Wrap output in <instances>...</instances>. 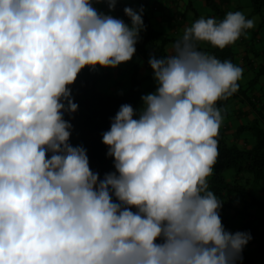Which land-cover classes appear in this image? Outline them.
<instances>
[{
  "label": "clouds",
  "instance_id": "9594fccd",
  "mask_svg": "<svg viewBox=\"0 0 264 264\" xmlns=\"http://www.w3.org/2000/svg\"><path fill=\"white\" fill-rule=\"evenodd\" d=\"M117 0H0V264H237L251 240L225 230L209 190L223 123L219 101L243 68L223 50L255 20L201 17L169 55H150L153 92L120 106L102 133L113 171L93 172L69 141L71 85L85 67L129 62L144 30L100 12Z\"/></svg>",
  "mask_w": 264,
  "mask_h": 264
},
{
  "label": "trees",
  "instance_id": "16d2710c",
  "mask_svg": "<svg viewBox=\"0 0 264 264\" xmlns=\"http://www.w3.org/2000/svg\"><path fill=\"white\" fill-rule=\"evenodd\" d=\"M202 1L209 9L213 10L216 19H223L225 12L216 0ZM250 2L253 13L261 14L264 11V0H250ZM138 6L139 9L143 8L144 10L142 19L145 27L135 45L136 50L143 57H148L152 49L156 47L165 54L166 47L169 44H174L178 39L155 27L154 11L157 7H154L153 11H146L144 9L145 4H142L140 0ZM118 7L119 14L124 19L128 18L123 13V9L128 6L120 5ZM187 7H192L191 0L188 1ZM212 55L221 61L230 60L235 64V53L230 46H226L223 50L214 48ZM253 55L254 58L261 56L262 62L257 68H252L253 76L247 81L246 87L238 81V91L228 100L217 103V107L223 110V122L228 115L229 104L235 100H241L248 104L257 114V118L250 125H242L238 129L239 133L247 131L252 134L254 140L252 148H240L231 144L222 125L219 129L217 137L219 156L211 175L212 191L217 198L230 189L238 192L239 195L244 193L242 186L231 184L223 177L222 174L226 170H236L237 174L247 173L251 176L250 180L254 184L264 181V107L259 106L260 96L256 95V92H259L256 87L264 77V50L258 53L255 51ZM138 68V65L132 67L129 86L122 93L108 94L100 89L101 84L111 79V75L100 71L98 67L95 70H90L87 67L82 69L74 84L70 86L73 101L78 105V110L71 115L65 114L64 116V119L72 124L69 142L73 146L82 145L87 150L90 167L93 172H98L101 178L105 173L114 170L112 158L106 156L107 148L101 143L102 133L109 129L111 119L116 115L121 105L129 104L136 109L141 101L140 97L144 94L143 81L139 77ZM261 92L263 93V91ZM258 244L259 253L263 254V236L259 237ZM241 255L243 258L237 261V264H256L259 257V255L247 253L244 248Z\"/></svg>",
  "mask_w": 264,
  "mask_h": 264
},
{
  "label": "crops",
  "instance_id": "0c3cea01",
  "mask_svg": "<svg viewBox=\"0 0 264 264\" xmlns=\"http://www.w3.org/2000/svg\"><path fill=\"white\" fill-rule=\"evenodd\" d=\"M142 4H145L144 9L146 11H153L154 7H157L154 11L155 16V27L160 29L163 33L168 34L171 37L177 38L178 40L182 37L184 28L190 26L197 19L201 17L206 18H216L214 12L208 11L207 6L202 0H191L192 7L188 6L189 0H140ZM139 0H117L115 10L111 13L108 12L107 4L99 3L95 4L100 12L105 14H110L116 18L124 20L125 23L130 24L129 18L124 19L118 12V6L126 5L133 9L138 10ZM224 12H228L230 3L228 0H216ZM196 3H202L203 10L200 11V7ZM224 3V4H223ZM263 15V12L261 13ZM248 32V30H247ZM254 32V30H253ZM141 34V32H140ZM245 36L242 38V42ZM260 42L261 39H258ZM173 44H169L166 47L165 54L159 50V48H153L148 57H143L137 50L135 51L132 59L129 62L122 63L116 68H101L98 67L100 71L109 73L111 79L107 82L101 84L100 89L108 94L122 93L127 90L129 84V78L131 76L132 67L138 65L139 77L143 81L144 94H148L154 91L155 83L152 79V70L148 64L150 55H155L157 58L164 57L170 54ZM243 49V53L240 55V63L238 66L243 68V73L252 71V68H257L259 61L256 62L254 55L252 53L248 54L246 47L243 44L240 46ZM199 49L212 55V50L214 49L208 43L199 44ZM247 62V63H246ZM245 63L247 66H245ZM257 63V64H256ZM256 95L260 96L259 106L264 107V91L256 92ZM139 102L136 109L139 108ZM233 109H228V115L226 120L223 122L222 127L226 130L228 140L231 144H235L240 148H252L254 145V140L252 134L249 132L239 133L238 129L242 125H250L254 119L257 118L256 112L253 111L251 106L242 102L241 100H235L233 103ZM232 115L233 118H232ZM211 177V176H210ZM250 176L247 174H236L233 182L236 181V185H240L244 188L243 194L239 195L236 191H225L219 195L223 204L220 209V218L224 225L225 230L235 233L248 232L251 235V240L244 247L247 253L259 255L260 258L264 259V253L260 254L258 250V239L263 236L264 239V181L258 184L250 182ZM245 181L246 185H241V181ZM229 182V180H228ZM231 183V182H230ZM209 190L212 191V185L209 182ZM213 192V191H212ZM239 215L241 216L239 218ZM229 220L231 221L229 223ZM261 264L264 261L261 260Z\"/></svg>",
  "mask_w": 264,
  "mask_h": 264
},
{
  "label": "rangeland",
  "instance_id": "374dc122",
  "mask_svg": "<svg viewBox=\"0 0 264 264\" xmlns=\"http://www.w3.org/2000/svg\"><path fill=\"white\" fill-rule=\"evenodd\" d=\"M228 2L231 5V6H229L228 11L239 10L245 14L246 18L255 20V27L253 29L248 30L247 34L245 35L243 42H242L243 36H241L234 44L230 45V47L233 50V53H235V65L238 66V63H240V60H238V59L240 58V55L243 53L242 52L243 49L240 47L242 44L244 47H246V49H247L246 51H248V54H250V53L253 54L255 51H257V53H258V52L264 50V22H263L264 21V11H263V15L253 13V9H252V5H251L250 0H228ZM196 4L198 7H200V11L203 10V7L201 5L202 3H196ZM210 10L211 9L208 8V11H210ZM210 12H213V10H211ZM225 14H226V12L223 13V15H225ZM217 20H218V18H217ZM253 30H254V32H253ZM258 39H261L262 41L260 42ZM258 61H259V64L262 62L261 56L258 59H256V62H258ZM246 63H245V66H247ZM239 67H242V65ZM243 69H246V68H243ZM252 76H253V73H251V72L249 74H248V72L243 73L242 78L239 81L242 85H244V87H246L247 81L250 78H252ZM258 85H260L261 87ZM258 85L256 87L258 89V91H264V77H262L261 83H259ZM232 103L229 104V107H228L229 110L233 109ZM140 106H141V104L139 105V107ZM233 116L234 115H232V118H233ZM236 174H237L236 170L231 169V170L224 171L222 175L224 178H226L227 181L229 180V183L231 182V184L235 185L236 181L233 182V179L235 178ZM241 174L247 175V173H241ZM211 178H212V176L209 177L210 183H211ZM249 179H251V176ZM250 182L253 183L252 180H250ZM241 185H246V182L244 180L241 181ZM230 191H234V190L230 189ZM240 217L241 216L239 215V218ZM230 222L231 221L229 220V223ZM261 260L264 261V259L258 257L256 264H261Z\"/></svg>",
  "mask_w": 264,
  "mask_h": 264
}]
</instances>
